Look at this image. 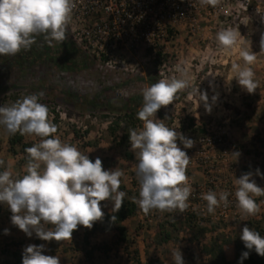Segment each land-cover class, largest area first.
<instances>
[{
  "label": "rangeland",
  "instance_id": "374dc122",
  "mask_svg": "<svg viewBox=\"0 0 264 264\" xmlns=\"http://www.w3.org/2000/svg\"><path fill=\"white\" fill-rule=\"evenodd\" d=\"M242 19L243 15L230 13L216 24L209 22L203 25L196 35H190L184 27L172 31V38L157 46V52L163 55L159 66L155 64L156 59H149L148 52L141 49L124 59L117 68H106L101 60L84 50L69 28L67 39L62 43L53 42V46H49L43 36H38L30 50H22L15 56L0 55V106L11 104L24 95L43 91L40 102L55 110L59 116L56 135L62 142L76 146L93 162L99 157L104 170L117 168L123 171L119 190L125 193L139 194V181L135 174L138 161L132 151L133 159L126 158L123 149L111 137L110 124L121 120L123 128L133 113L135 129L142 128L143 122L136 115L143 104L142 90L162 78H179L177 66L187 67L190 87L180 91L172 104L162 107L161 117L156 113V118L164 120L167 117L164 122L168 127L193 141L206 132L223 139L215 158L211 153L205 159L203 166L206 165V169H189L186 174L194 184L208 186V182L212 181L210 185L216 187L214 192L229 193L228 200H232L234 205L226 217L205 218L191 227L186 226L184 220H178L176 228L170 225L161 228V224L173 219L170 212L152 210L149 221L141 210L125 222L129 233L127 243L118 242L115 230L98 231L91 237V247L96 248L94 264H137V260L141 264L152 260L174 264L171 251L178 248L184 264H211L204 253L205 246L217 243V246L225 247L228 255H232L233 243L241 240L245 225L264 231V196L253 197L260 205V211L247 216L237 207L234 195L235 179L248 172L253 173L257 186L264 188V54H261L256 42L258 31ZM227 28L240 33L237 45L230 51L222 50L216 41V34ZM242 49L257 56L251 67L258 87L252 93L238 84L232 70L233 63L244 64L239 56ZM194 89L207 93L210 112ZM213 96L217 97L215 101ZM132 99L139 101L134 112L125 105ZM192 119L195 120L193 125L190 124ZM9 136L0 126V159L5 161L1 169L10 167L15 178L25 174L27 155L9 152ZM40 139L35 135H25V140L32 146ZM236 152L240 155L235 160L232 153ZM257 169L261 175L256 174ZM206 175L211 178L209 181H206ZM113 207L112 201L101 204L105 214ZM11 215L8 206L0 203V250L9 252L17 249L23 252L30 244H43L44 254L59 256L60 264H90L83 253L82 230L72 239L43 241L35 234L28 237L14 226ZM5 229L9 230V234H5ZM164 231L172 236L168 242H162L161 233ZM6 260H10L8 254H2L0 264H5Z\"/></svg>",
  "mask_w": 264,
  "mask_h": 264
},
{
  "label": "clouds",
  "instance_id": "9594fccd",
  "mask_svg": "<svg viewBox=\"0 0 264 264\" xmlns=\"http://www.w3.org/2000/svg\"><path fill=\"white\" fill-rule=\"evenodd\" d=\"M198 2L216 7L220 0ZM74 8V0H0V55L15 56L22 50H30L38 36H43L49 46L53 42L62 43L67 39ZM239 36L237 30L227 28L216 34V41L222 50L230 51L237 45ZM260 47L264 52V34ZM239 56L244 64L233 63L232 70L238 84L252 93L258 87L251 67L257 59L256 53L242 49ZM177 72L179 78H162L142 90L143 104L136 115L143 127L128 130L130 150L138 161L135 174L139 181L138 197L131 200L145 215L152 210L184 212L189 207L192 187L186 171L191 159L177 141L185 149L192 148L194 141L168 127L164 122L167 117L156 118L158 110L172 104L180 91L190 87L187 67L177 66ZM193 91L198 92L200 101L210 112L207 93ZM43 96V91L28 94L0 106V126L9 134L41 138L39 143L25 149L24 175L14 178L10 167L0 171V203L8 206L11 223L28 237L35 234L43 241L60 242L72 239L78 226L91 229L95 222L101 221L105 215L102 201H112V212H118L127 194L119 190L123 171L104 170L99 157L93 162L76 146L61 141L48 106L40 102ZM212 99L215 101L217 97ZM232 154L235 160L240 155ZM4 165L5 161L0 159V167ZM256 174L261 175L259 169ZM252 176L251 172L244 173L234 181L237 207L247 216L260 211L253 197L264 196V188L257 186ZM228 196L227 191L217 194L209 190L201 198L207 202V213L213 214L221 204L228 206ZM111 219L115 221L116 216ZM4 232L9 234L8 229ZM240 239L249 251L241 254L239 264H243L252 250L264 257V236L260 232L245 225ZM44 251L43 244L26 246L22 264H60L59 256L45 255ZM171 256L174 264H184L179 248L171 251Z\"/></svg>",
  "mask_w": 264,
  "mask_h": 264
},
{
  "label": "built area",
  "instance_id": "2783aa9c",
  "mask_svg": "<svg viewBox=\"0 0 264 264\" xmlns=\"http://www.w3.org/2000/svg\"><path fill=\"white\" fill-rule=\"evenodd\" d=\"M74 4L69 30L86 52L101 60L109 69L122 65L124 59L137 54L141 49L148 52L149 59L155 60L157 46L172 38L170 32L184 27L190 35H196L203 25L209 22L216 24L230 13L243 15L242 21H247L258 31L256 42L261 51L264 0H220L216 7L202 6L198 0H74ZM222 141L219 135L206 132L194 141L193 150L185 149L178 140V146L191 159L187 170L200 167L206 169L207 166H203L205 159L211 153L215 158L218 147L223 145ZM209 179L206 175V181ZM210 182L208 186L194 184L189 177L192 193L188 209L183 214L172 211L169 215L178 220H184L188 214L196 215L198 220L226 217L234 205L232 200L227 207L222 204L213 214L206 211L207 202L201 195L215 190L216 187L210 185ZM137 213H141L139 207ZM145 217L150 221L149 214Z\"/></svg>",
  "mask_w": 264,
  "mask_h": 264
},
{
  "label": "trees",
  "instance_id": "16d2710c",
  "mask_svg": "<svg viewBox=\"0 0 264 264\" xmlns=\"http://www.w3.org/2000/svg\"><path fill=\"white\" fill-rule=\"evenodd\" d=\"M172 33V32H170ZM163 62V55L161 52H157L156 54V65H161ZM138 99H132L130 101L126 102V106L128 110H131L134 112L139 103ZM131 105V106H130ZM126 108V109H127ZM50 110V108H49ZM158 116L160 115V110L157 112ZM50 117L52 118L53 123L57 124L59 116L56 113L55 110H50ZM121 120H116L113 123L110 124L109 131L111 134V137L113 138L114 142H116L117 146L119 148H122L124 151V155L128 159H133L132 150H130V141H129V132L128 130L130 128H135L136 123L133 120V113L129 116L128 121H126L123 128H121ZM195 123V120H190V124L193 125ZM122 129V130H121ZM121 130V135L119 136L118 133ZM8 145H9V152L13 155L23 154L27 155L25 152V149L28 147H31V142H27L25 140V135H20L19 133H16L15 135L10 134L8 139ZM0 171H3L0 167ZM126 196L124 198V203L121 207V209L118 212H110L104 215L103 219L101 221H97L94 223L93 227L91 229L88 228H82L81 226H78L77 230H74L73 235L79 232L80 230L83 231V245L85 247L83 253L85 255L86 260L90 264L93 263L94 259V251L95 247H91L90 239L91 237L98 231H112L115 230L118 234V242L120 243H127L129 233L128 229L125 226V222L127 219L132 218L135 216V214L138 211V205L133 203L131 200V197H134V194L132 192H126ZM136 196V195H135ZM110 201V200H108ZM105 201H102L104 203ZM116 216V220L112 221V216ZM178 219H172L168 222H165L166 224H161L160 227L164 228V225H170L172 228L177 227ZM200 220H198V217L194 214H188L186 218L184 219V224L188 227L193 226L194 224L198 223ZM260 232L261 236H264V231L256 230ZM162 234V242H168L171 239V234L167 231H164ZM72 235V236H73ZM234 247V254L228 255L225 251L224 246H217V243L211 244L210 246H205L204 253L210 258L211 264H239L241 254L245 251H249L245 248L244 243L242 240L236 241L233 243ZM105 250H108V248H105ZM45 253V251H44ZM43 253V254H44ZM2 254H8V259L6 260L5 264H22V251L20 250H14L7 252L5 250H0V257ZM135 256H138V252H135ZM137 264H141L139 260H137ZM147 264H161L158 260H152L149 261ZM243 264H264V257L258 255L254 250L250 251L249 257L245 260H243Z\"/></svg>",
  "mask_w": 264,
  "mask_h": 264
},
{
  "label": "crops",
  "instance_id": "0c3cea01",
  "mask_svg": "<svg viewBox=\"0 0 264 264\" xmlns=\"http://www.w3.org/2000/svg\"><path fill=\"white\" fill-rule=\"evenodd\" d=\"M106 202V201H105ZM112 212V211H111ZM108 213H110V212H108Z\"/></svg>",
  "mask_w": 264,
  "mask_h": 264
}]
</instances>
